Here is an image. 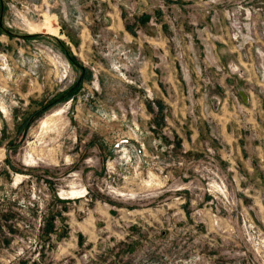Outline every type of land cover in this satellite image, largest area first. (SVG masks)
<instances>
[{
	"label": "rangeland",
	"instance_id": "1",
	"mask_svg": "<svg viewBox=\"0 0 264 264\" xmlns=\"http://www.w3.org/2000/svg\"><path fill=\"white\" fill-rule=\"evenodd\" d=\"M0 264H264V0H0Z\"/></svg>",
	"mask_w": 264,
	"mask_h": 264
},
{
	"label": "bare ground",
	"instance_id": "2",
	"mask_svg": "<svg viewBox=\"0 0 264 264\" xmlns=\"http://www.w3.org/2000/svg\"><path fill=\"white\" fill-rule=\"evenodd\" d=\"M53 32H55V31H53ZM57 33V32H56Z\"/></svg>",
	"mask_w": 264,
	"mask_h": 264
}]
</instances>
